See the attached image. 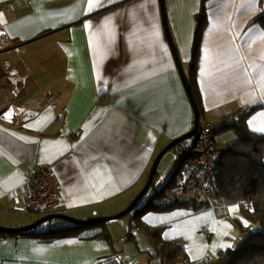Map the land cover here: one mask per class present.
Returning a JSON list of instances; mask_svg holds the SVG:
<instances>
[{"label": "crops", "instance_id": "crops-1", "mask_svg": "<svg viewBox=\"0 0 264 264\" xmlns=\"http://www.w3.org/2000/svg\"><path fill=\"white\" fill-rule=\"evenodd\" d=\"M6 1L0 0L6 32L0 41V226L17 230L53 213L88 221L121 212L145 185L156 155L193 127L160 1L107 0L96 8L100 0H28L14 12ZM163 9L186 76L197 46L199 117H238L249 107L239 117L264 136L256 130L264 126V28L255 20L264 15V0H163ZM223 135L215 142L219 149L237 139L227 133L229 141L220 142ZM40 166L52 169L60 198L35 218L22 207V192ZM196 197L204 203L195 211L181 207L149 211L138 222L129 216L107 222L109 239L100 227L49 241L9 232L0 236V264H120L118 254L128 264H159L158 256L150 262L156 251L142 227H163V241L181 244L190 264H204L237 245L239 225L259 229L239 202ZM57 220L34 230L65 225ZM132 224L145 237L125 239Z\"/></svg>", "mask_w": 264, "mask_h": 264}, {"label": "trees", "instance_id": "trees-1", "mask_svg": "<svg viewBox=\"0 0 264 264\" xmlns=\"http://www.w3.org/2000/svg\"><path fill=\"white\" fill-rule=\"evenodd\" d=\"M204 15L203 9L201 13L202 20L199 23L197 35L200 34L203 23L205 22ZM255 20L264 28V15L258 16ZM196 50L197 46H194L189 76L186 77L190 84L194 101L197 104L198 95L194 84ZM243 117H240L238 123L231 125L235 129L237 140L229 147L221 149L212 194L217 198H223L230 202H251L254 206V212L252 214L246 213L245 217L252 223L258 224L259 229L248 230L247 228L243 229L239 225L242 233L238 235L237 245L234 248L218 252L217 258L204 264H264V136L249 131L243 122ZM178 175L179 167H176L167 183L159 190H155L152 194L144 196L143 200L127 216L135 218L138 222L139 218L149 211L161 212L181 207L195 211V208L200 207L201 205L197 204L204 202L197 197L166 202L163 200L157 201V199L165 196L164 192L166 189L177 186ZM64 223L65 225L61 227L42 231L31 230L24 233L49 241L57 238L75 236L83 230L100 227L103 228L100 235L109 239V235L104 230L107 222L89 225ZM142 229L151 238V242L156 251L154 256L159 257V264L162 261H165L167 264H190L185 249L181 244L165 242L161 239L163 227H142ZM139 231L140 229L137 232ZM11 234L0 232V236H10Z\"/></svg>", "mask_w": 264, "mask_h": 264}, {"label": "built area", "instance_id": "built-area-1", "mask_svg": "<svg viewBox=\"0 0 264 264\" xmlns=\"http://www.w3.org/2000/svg\"><path fill=\"white\" fill-rule=\"evenodd\" d=\"M27 4L28 0H7L5 2L6 7L12 12ZM5 34L4 28L0 25V41L5 37ZM249 110V107H245L239 112V116ZM239 116H227L216 121L199 117L195 136L172 149V155L179 163V172L182 177L171 196L163 201L182 199L186 194L191 193L199 197L212 194L216 168L221 156V149L215 144L214 137L222 128L236 124ZM22 194V207L26 211L44 212L55 209L59 205L60 188L52 169L49 166H40L34 170L27 180ZM242 206L244 210L253 212L251 204ZM137 231L138 227L131 225L126 230L124 238H130ZM117 258L120 264H128L123 254H118ZM160 264L167 263L162 261Z\"/></svg>", "mask_w": 264, "mask_h": 264}, {"label": "water", "instance_id": "water-1", "mask_svg": "<svg viewBox=\"0 0 264 264\" xmlns=\"http://www.w3.org/2000/svg\"><path fill=\"white\" fill-rule=\"evenodd\" d=\"M160 1V6H161V11H162V18H163V27H164V32H165V37L167 39L169 48L171 50L177 71H178V75L180 77L181 83L183 85L184 91L186 93V96L189 100V103L191 105L192 111H193V127L190 131H188L187 133L173 139L169 144H167L154 158L153 163L151 165L149 174H148V178L147 181L145 183V185L143 186V188L139 191V193L132 199V201L130 202V204L121 212L116 213L114 215L111 216H106V217H99V218H95V219H91L88 221H81L79 219H75L72 217H69L67 215L64 214H60V213H53V214H49L46 215L42 218H40L39 220L25 226V227H21L19 229H15V230H9L6 228H1L0 227V232H27V231H31L36 229L41 223L45 222V221H50V220H54V219H58V220H62L68 223H72V224H76V225H89V224H95V223H101V222H110L113 220H117L120 218H123L125 216H127L137 205L138 203L143 199V197L146 195V193L148 192L149 188L151 186H153V182H154V178L155 175L157 174V168L158 165L161 161V159L163 158V156L171 151L174 147H176L177 145L183 143L184 141L191 139L192 137L195 136L196 130H197V126H198V119H199V110L197 108V105L194 101V97L191 91V87L190 84L187 80V77L184 73V69L181 65V62L179 60V57L176 53L175 50V46L173 44L172 38H171V34L169 32L167 23H166V19H165V14H164V9H163V0H159Z\"/></svg>", "mask_w": 264, "mask_h": 264}, {"label": "rangeland", "instance_id": "rangeland-1", "mask_svg": "<svg viewBox=\"0 0 264 264\" xmlns=\"http://www.w3.org/2000/svg\"><path fill=\"white\" fill-rule=\"evenodd\" d=\"M227 133L228 134H232V135H234L235 137H237V135H236V133H235V131H234V129H233V127L232 126H228V127H225V128H222L221 130H219L217 133H216V139H215V137H214V141L215 142H217V137L218 136H220V135H223V136H221V138H220V142H222V140H225L226 142H228L229 140H228V135H227ZM228 140V141H227ZM237 140V139H236ZM230 142H232V141H230ZM184 143V142H183ZM182 144V143H181ZM217 144V143H216ZM180 145V144H179ZM219 146V145H218ZM178 161L173 157V155H172V150L171 151H169V152H167L164 156H163V158L161 159V161H160V163H159V165H158V169H157V174L155 175V178H154V183H153V186H151L150 187V189H149V191L147 192V194H146V196H148V195H150V194H152L155 190H159L160 188H162L163 186H164V184L168 181V179L171 177V175H172V173L174 172V170L176 169V167H178ZM181 177H182V175H181V173L179 172V175H178V177H177V179L178 180H180L181 179ZM148 178V177H147ZM176 187H171V189H175ZM168 189H166L165 190V192L167 191ZM166 196H163V197H161L160 199H157V201H161L162 199H164ZM185 197L186 198H195L196 197V194H194V193H191V194H186L185 195ZM202 198L205 200V201H210V200H212L213 198H214V195L212 194H210V195H208V196H206V197H204V196H202ZM156 200V199H155ZM240 203V205L242 206V205H244V204H251L252 205V208H253V211H254V206H253V204L251 203V202H248V201H240L239 202ZM22 205V204H21ZM243 207V206H242ZM123 210V209H122ZM121 210V211H122ZM246 212H251V211H249V210H245ZM120 212V211H119ZM34 216H35V218L37 217H39L40 215H41V213L39 212V211H34V212H31ZM116 214V213H115ZM251 214H252V212H251ZM110 216V215H109ZM127 217H123V218H120V219H117V220H113V221H111V222H113V223H118V221H120V220H126L127 221ZM51 221V220H50ZM50 221H45V222H43V223H41L37 228L39 229L40 227H43V226H45V225H49L50 223H52V221L50 222ZM58 222H61V223H63V222H65V221H61V220H57ZM29 225V224H28ZM87 225V224H86ZM27 226V225H26ZM132 226H136L135 224L133 225L132 224ZM1 227V226H0ZM1 228H4V227H1ZM140 228L138 227V230H139ZM4 233V232H3ZM7 233H9V232H7ZM138 235H140L141 237H145V234L143 233V232H138V233H136L135 234V236L137 237ZM128 242H130V243H134V240H128ZM153 249V248H152ZM155 258H156V256H151L150 257V262H154V260H155Z\"/></svg>", "mask_w": 264, "mask_h": 264}, {"label": "snow or ice", "instance_id": "snow-or-ice-1", "mask_svg": "<svg viewBox=\"0 0 264 264\" xmlns=\"http://www.w3.org/2000/svg\"><path fill=\"white\" fill-rule=\"evenodd\" d=\"M106 2H107V0H100V2H99L97 5H95V7H96V8L102 7L103 4H105ZM89 10H90V11L92 10V6H90V9H89ZM85 26L88 27V25H85ZM262 115H264V114H262ZM256 130H257V131L264 132V126L258 128V129H256Z\"/></svg>", "mask_w": 264, "mask_h": 264}]
</instances>
